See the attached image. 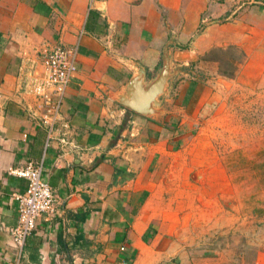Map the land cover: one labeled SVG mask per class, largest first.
Returning <instances> with one entry per match:
<instances>
[{"label":"crops","instance_id":"1","mask_svg":"<svg viewBox=\"0 0 264 264\" xmlns=\"http://www.w3.org/2000/svg\"><path fill=\"white\" fill-rule=\"evenodd\" d=\"M78 36L76 72L48 131L29 115L27 87L41 52ZM230 49L234 71L264 76V0H0V264H213L187 249L238 219L204 211L218 202L202 195L204 177L179 174L180 149L183 124L214 111L212 88L226 79L209 55ZM165 51L174 73L161 112L117 103L137 68L144 85L157 75ZM27 163L41 165L54 212L37 218L17 256L6 230L25 181L8 169Z\"/></svg>","mask_w":264,"mask_h":264},{"label":"rangeland","instance_id":"2","mask_svg":"<svg viewBox=\"0 0 264 264\" xmlns=\"http://www.w3.org/2000/svg\"><path fill=\"white\" fill-rule=\"evenodd\" d=\"M209 57L219 60L226 79L217 81L218 89L210 86L214 111L189 121L190 126L183 124L179 174L193 181L206 179L202 195L218 204L204 211L220 209L238 220L236 229L209 232L195 241L201 247L187 250L214 259L213 264H256L257 253H264V76L250 79L234 71L228 63L237 58L232 49L213 51Z\"/></svg>","mask_w":264,"mask_h":264},{"label":"built area","instance_id":"3","mask_svg":"<svg viewBox=\"0 0 264 264\" xmlns=\"http://www.w3.org/2000/svg\"><path fill=\"white\" fill-rule=\"evenodd\" d=\"M78 42L79 36L71 48L54 46L42 51L40 71L28 84L27 92L37 103L36 109L28 111L29 115L48 131L58 120L64 92L76 72ZM8 173L25 181L24 190L13 196L16 223L6 230L11 247L20 256L26 239L35 229L37 218L54 212V198L51 188L40 178V164L27 163L18 169H8Z\"/></svg>","mask_w":264,"mask_h":264},{"label":"water","instance_id":"4","mask_svg":"<svg viewBox=\"0 0 264 264\" xmlns=\"http://www.w3.org/2000/svg\"><path fill=\"white\" fill-rule=\"evenodd\" d=\"M168 62V55L165 51L162 54L160 70L147 85L143 83L144 71L140 67L137 68L129 79L125 91L116 97L117 103L146 118L160 113L159 98L167 95V83L174 73L170 72Z\"/></svg>","mask_w":264,"mask_h":264}]
</instances>
